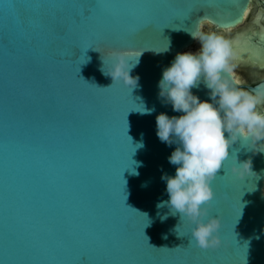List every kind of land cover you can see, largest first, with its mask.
I'll use <instances>...</instances> for the list:
<instances>
[{"label": "water", "instance_id": "water-1", "mask_svg": "<svg viewBox=\"0 0 264 264\" xmlns=\"http://www.w3.org/2000/svg\"><path fill=\"white\" fill-rule=\"evenodd\" d=\"M253 1L0 0V264H264V144L235 142L213 181L204 219H221L219 248L190 245L192 222L157 207L178 145L161 142L156 118L183 114L160 96L163 70L200 49L189 32L237 27ZM255 20L228 38L264 51ZM118 50L129 63L145 50L132 89L105 74ZM192 92L211 100L202 81Z\"/></svg>", "mask_w": 264, "mask_h": 264}, {"label": "clouds", "instance_id": "clouds-1", "mask_svg": "<svg viewBox=\"0 0 264 264\" xmlns=\"http://www.w3.org/2000/svg\"><path fill=\"white\" fill-rule=\"evenodd\" d=\"M189 33L200 43V49L195 53H178L163 70L159 82L160 96L172 104L174 111L183 114L169 117L160 113L156 118L161 142L178 145L169 157V162L177 166L175 175L162 176L169 199L157 207L167 206L171 215L179 213L181 219L186 217L192 222L190 245L194 240L202 249L219 248L223 242L219 234L222 222L218 216L204 219L208 216L206 205L215 198L213 181L231 157V146L238 140L264 144L259 143L264 141V111L259 108L264 105V91L239 86L235 73L239 52L231 39L219 32ZM169 45L170 41L167 49L160 52L167 51ZM113 57L111 66L107 70L104 67L105 74L113 78V83L122 81L134 88L139 77H133L131 71L139 57L135 63H129L126 54L119 50ZM201 81L210 89L211 100L202 101L193 94L192 89L199 87ZM154 110L143 106L141 112L151 114ZM234 171L246 177V173L253 172L251 160L235 162ZM142 215L147 218V214ZM166 218L167 215L162 217Z\"/></svg>", "mask_w": 264, "mask_h": 264}, {"label": "rangeland", "instance_id": "rangeland-1", "mask_svg": "<svg viewBox=\"0 0 264 264\" xmlns=\"http://www.w3.org/2000/svg\"><path fill=\"white\" fill-rule=\"evenodd\" d=\"M259 8L257 9H252L249 11L247 19L245 22H243L241 25L231 28V29H227L224 31H219L218 29H216L214 26L205 23L202 27V31L204 32H219V33H223L227 38L232 36L235 31L240 30L241 28H243L244 26H246L247 24H249V21L252 19V16L255 13H259L260 10ZM200 46V43L196 40L194 45L191 46V50H195L197 49V47ZM235 73L238 76V78L242 81H247L248 79L252 78V79H258V78H263L264 77V71H260L258 69H251L248 68L246 66H236L235 68Z\"/></svg>", "mask_w": 264, "mask_h": 264}, {"label": "bare ground", "instance_id": "bare-ground-1", "mask_svg": "<svg viewBox=\"0 0 264 264\" xmlns=\"http://www.w3.org/2000/svg\"><path fill=\"white\" fill-rule=\"evenodd\" d=\"M249 10H247L245 16ZM264 18V12H259L256 17V23L261 24V20ZM258 38L264 40V25H261V28L257 30ZM233 46L238 50V63L245 62L250 56H255L259 58L261 64L264 65V51L258 47L250 46L247 40V37L244 33L238 34L233 40Z\"/></svg>", "mask_w": 264, "mask_h": 264}, {"label": "flooded vegetation", "instance_id": "flooded-vegetation-1", "mask_svg": "<svg viewBox=\"0 0 264 264\" xmlns=\"http://www.w3.org/2000/svg\"><path fill=\"white\" fill-rule=\"evenodd\" d=\"M253 7H252V9L254 8V9H257L258 7L260 8V9H262L261 8V6H260V4L255 0V1H253ZM257 14L258 13H255L253 16H252V19L249 21V24H247L246 26H244L243 28H241L240 30H237V31H235V33L234 34H236V33H238V32H240V31H244L247 27H249L250 25H251V23L256 19V17H257ZM246 19H247V17H246ZM262 20H264V19H262ZM246 21V20H245ZM233 34V35H234ZM232 35V36H233ZM201 46V45H200ZM248 68H251V67H248ZM251 69H254V68H251ZM260 71H264V70H260ZM257 81L256 83H258V82H260L261 80H264V77L263 78H256V79H252V78H250V79H248L246 82L245 81H242L243 83H245V84H250V85H252V81ZM262 109H264V108H262Z\"/></svg>", "mask_w": 264, "mask_h": 264}, {"label": "snow or ice", "instance_id": "snow-or-ice-1", "mask_svg": "<svg viewBox=\"0 0 264 264\" xmlns=\"http://www.w3.org/2000/svg\"><path fill=\"white\" fill-rule=\"evenodd\" d=\"M203 2L205 3V4H211V2H212V0H203ZM200 10H203V12H204V9L203 8H201ZM196 12V10L195 9H193V13H195Z\"/></svg>", "mask_w": 264, "mask_h": 264}, {"label": "trees", "instance_id": "trees-1", "mask_svg": "<svg viewBox=\"0 0 264 264\" xmlns=\"http://www.w3.org/2000/svg\"><path fill=\"white\" fill-rule=\"evenodd\" d=\"M256 82H257V81H255V80H254V81H252V85H255V84H256Z\"/></svg>", "mask_w": 264, "mask_h": 264}]
</instances>
